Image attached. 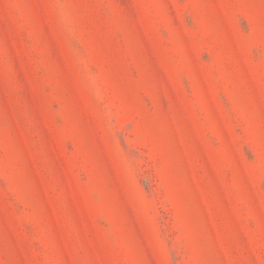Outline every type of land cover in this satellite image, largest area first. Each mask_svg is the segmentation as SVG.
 <instances>
[{
    "label": "rangeland",
    "instance_id": "rangeland-1",
    "mask_svg": "<svg viewBox=\"0 0 264 264\" xmlns=\"http://www.w3.org/2000/svg\"><path fill=\"white\" fill-rule=\"evenodd\" d=\"M0 264H264V0H0Z\"/></svg>",
    "mask_w": 264,
    "mask_h": 264
}]
</instances>
